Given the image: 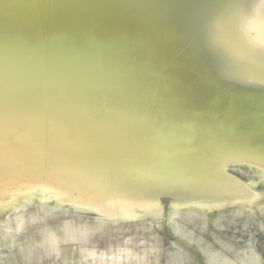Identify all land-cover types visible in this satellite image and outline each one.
Here are the masks:
<instances>
[{"label":"water","instance_id":"obj_1","mask_svg":"<svg viewBox=\"0 0 264 264\" xmlns=\"http://www.w3.org/2000/svg\"><path fill=\"white\" fill-rule=\"evenodd\" d=\"M264 264V0H0V264Z\"/></svg>","mask_w":264,"mask_h":264},{"label":"rangeland","instance_id":"obj_2","mask_svg":"<svg viewBox=\"0 0 264 264\" xmlns=\"http://www.w3.org/2000/svg\"><path fill=\"white\" fill-rule=\"evenodd\" d=\"M70 264H104V263H100L97 261L86 259V260H82V261H78V262H74V263H70Z\"/></svg>","mask_w":264,"mask_h":264}]
</instances>
